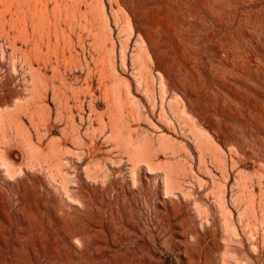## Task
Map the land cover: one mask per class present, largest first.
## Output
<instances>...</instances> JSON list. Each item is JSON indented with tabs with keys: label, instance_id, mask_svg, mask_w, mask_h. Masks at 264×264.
Segmentation results:
<instances>
[{
	"label": "rangeland",
	"instance_id": "1",
	"mask_svg": "<svg viewBox=\"0 0 264 264\" xmlns=\"http://www.w3.org/2000/svg\"><path fill=\"white\" fill-rule=\"evenodd\" d=\"M0 264H264V0H0Z\"/></svg>",
	"mask_w": 264,
	"mask_h": 264
}]
</instances>
